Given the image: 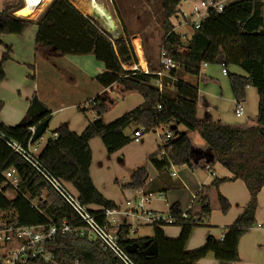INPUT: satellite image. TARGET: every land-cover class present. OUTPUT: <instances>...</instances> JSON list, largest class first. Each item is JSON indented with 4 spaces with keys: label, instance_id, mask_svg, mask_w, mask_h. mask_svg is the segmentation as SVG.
Masks as SVG:
<instances>
[{
    "label": "trees",
    "instance_id": "1",
    "mask_svg": "<svg viewBox=\"0 0 264 264\" xmlns=\"http://www.w3.org/2000/svg\"><path fill=\"white\" fill-rule=\"evenodd\" d=\"M182 1L161 0V51L174 63L175 68L161 77L160 90L154 85L159 58L152 68V59L147 57L146 73L140 67L135 70L124 69L125 66L138 63L124 25L123 36L111 39L69 0H51L35 21L10 15L13 10L15 13L23 8L19 0L6 1L0 10V35L21 36L38 21L35 23V54L44 48L61 56H93L104 67V72L95 77L100 87L117 85L125 92L137 93L142 98L139 106L109 124L104 123L103 117L115 101L107 103L98 97L94 98L89 103V110L94 112L95 119L88 122L80 134L59 124L55 129L57 137L47 140L36 152L35 157L41 167L63 184L69 185L79 202L88 208L100 224L105 221L102 211L116 208V205L105 199L93 185L89 174V141L98 138L105 152L108 155L114 154L132 142L129 136L123 134L130 124L142 129L143 133L165 127L169 123L185 128L186 132L181 134L171 131L174 132L172 139L148 157L158 177L167 174L170 166L191 168V141L187 133H196L211 152L213 162L231 174L229 180H241L244 183L249 201L232 225L222 232L223 239L209 235L204 245L194 251L185 252L184 246L191 229L209 221L213 208L209 194L214 196L215 205L222 213L229 209V204L218 192L219 185L228 179L214 178L208 187L196 194L184 213L174 205L169 208L168 216L174 225L180 227L177 238H166L162 228L156 226H152L153 234L149 238L132 236L126 224L112 228L119 246L125 252L134 243L144 247L155 243L154 255L126 252L133 264H198L199 260L206 257L237 262L240 239L256 227V197L264 186V0H239L224 6L221 12L208 11L199 27L192 29L186 45L170 21L179 14L178 6ZM3 48L4 52L0 56V83L5 79L3 64L10 59L12 52L10 46L3 45ZM219 55L223 57L224 67L235 66L245 73L242 76L226 70L234 101L244 102L247 87L255 89L258 101L256 126L253 129L197 119V81L201 68L203 65L217 64ZM185 76L194 81H185ZM28 78L33 79V76ZM157 106L160 107L158 110ZM2 108L3 103L0 101V112ZM49 118L50 112L47 110L42 116L13 127L0 123V200L3 207H6L5 210L0 207V222L16 220L27 226L47 222L55 225L62 222L72 225L79 223L74 211L39 172L7 144L13 141L27 147V128ZM162 150L165 154H162ZM11 169L15 170L19 179L16 191L4 179V173ZM147 179L146 169L138 167L131 172L128 182L120 185V189H143L145 195L156 193L150 187L146 189ZM7 191L13 194L11 200L3 197ZM166 191L164 189L162 192ZM31 202L36 204V209L30 207ZM23 205L37 211L43 221L39 222L24 210H19L18 207ZM20 212L22 217H28L31 221L27 223L19 219L17 214ZM47 247L57 264H123L115 255L104 251L97 241L84 237L57 234ZM27 264L43 263L32 261Z\"/></svg>",
    "mask_w": 264,
    "mask_h": 264
},
{
    "label": "crops",
    "instance_id": "2",
    "mask_svg": "<svg viewBox=\"0 0 264 264\" xmlns=\"http://www.w3.org/2000/svg\"><path fill=\"white\" fill-rule=\"evenodd\" d=\"M22 1L25 5L24 0ZM50 1L51 0H48L45 7ZM71 1L69 0V2L82 15L91 20L104 34L107 36L111 35L114 39L123 36V32L125 31L123 25L126 27L124 19L134 17L135 20L141 21L144 20V18H147L143 17L142 19L141 15L136 13L130 14L129 16L121 14L118 5H131L133 3L137 4V2L141 5L151 2V0H107L113 9V13H107L105 11V14L98 13L97 15L94 14L92 16L90 13L91 11L88 13L85 9L87 4H82L80 2L74 4ZM189 1H191L192 7L198 2V0ZM178 10V15L183 17L185 13L182 11L181 3L178 6ZM177 18H175V20H177ZM172 19L173 18L170 20L171 23ZM35 20L36 19H33L32 21ZM147 20L149 21L152 19L149 16ZM35 23L21 36L0 35V42L2 44L0 45V56L4 52L3 45L10 46L12 49L10 59L3 64L5 79L0 83V101L3 103V108L0 112V123L6 127H13L22 122L23 119L26 118V112L31 100L35 98V75L33 73L35 57L34 39L36 34ZM183 24L187 23L183 22ZM172 25L175 31L178 28V23H173ZM154 28L159 33L162 31L161 25L159 26L158 23ZM191 33L192 29L188 38ZM132 48H135V45H132ZM136 58L138 62L137 65L125 66L124 69L133 70L134 67H140L141 70L146 73L148 69L145 59L142 57L141 60L139 56ZM152 63L153 61H151L150 66L154 68L155 66ZM207 67L208 66L202 67L201 72L203 70L205 71ZM53 68H55L54 72H60L62 69L64 72L63 76L65 74L70 78L68 81L70 83L69 86L71 87L73 84L75 88L79 89V94L75 100H72L67 104L59 102L60 106L57 108H50L51 104L48 101H46L45 104L38 101L50 112L48 124L54 122L56 123V127L59 124H63L70 131L80 134L89 122V118L84 117L78 111L74 110L75 108L77 109L84 106H87L88 108V103L94 98L98 97L107 103L115 101V104L110 111L103 117L105 124L111 123L142 103V98L139 94L127 93L117 85H113L109 88L100 87L95 82V77L104 72V67L101 63L95 61L93 56H62L59 61H56ZM201 72L197 81V119L205 122L223 123V120L220 117L213 120L215 119L211 114L213 109L208 105V100L201 97V94L208 95L206 91L207 89H201V85L198 84V82L200 84L203 83V85L206 84L203 82ZM28 76H33V79L28 78ZM27 80L30 84L27 83ZM18 85H22V87H18ZM20 88L23 90H20ZM250 88L252 87H247L246 89L244 103L247 102V94ZM231 103L234 104L233 98L231 99ZM199 104H202V112L200 116L198 114ZM56 113H59L58 115L60 116L57 119L52 120L53 115ZM90 119H95V115H92ZM244 124V128L246 129H253L256 126H246L248 125L247 122H244L242 125ZM181 128L185 130L182 126H175L172 123H169L165 127L153 129L148 133H143L137 142L132 141L130 144L111 155H108L105 152V149L98 138L90 140L89 147L91 150V162L89 166V174L95 188L105 199L112 201L118 209H123L125 201L134 199L137 196L138 191L142 193L144 192L143 189L131 190L119 188L116 190L115 187L105 185L102 181L107 179L108 176L113 178L114 184L117 183L118 177H121L122 180L125 181L127 175L129 176L133 170L144 165L145 162L148 161V157L157 151L158 147L161 145L160 137L163 132L175 130L176 133H178ZM135 129H137V127L130 124L124 129L123 134L131 137ZM171 133L172 136H174V132ZM188 134L191 133H187V136L188 138L190 137L189 139L191 141V168L187 166H170L167 174L158 177V173L149 162L144 166L148 174L146 182V185H148L146 186V189L150 187L151 191H157L156 193L149 194L151 196L146 207L162 215H168L169 208L173 205L176 206L181 213H184L190 207L196 194L202 191L203 188L208 187L214 178L228 179L219 185L218 192L229 204V209L226 213H222L216 207L214 196L210 193L209 202L213 208L209 221L204 225L196 226L191 229L184 246L185 252H191L201 248L209 235L219 238V235L232 225L236 217L241 213L242 209L249 201V194L244 183L241 180H229L231 174L219 164L213 162L211 152L201 139L195 137L194 134L196 133H192L193 136ZM110 188L111 192L110 194H107L106 189L109 190ZM164 189H167V191L162 192ZM17 217L26 220L27 223L31 221L28 217H22L21 212L17 214ZM117 219L120 222L124 221L121 215H117ZM255 220L256 227L247 232L238 243L237 251L239 260L237 262H223L215 260L212 257H206L199 260L198 264H264V186L260 189L256 197ZM126 222L131 225L133 224L132 227L135 233L131 234L132 236L137 234V228L139 226L144 225L135 224L132 220ZM162 231L166 238L174 239L178 237L180 227L165 226L162 228ZM151 236L143 238H149Z\"/></svg>",
    "mask_w": 264,
    "mask_h": 264
},
{
    "label": "rangeland",
    "instance_id": "3",
    "mask_svg": "<svg viewBox=\"0 0 264 264\" xmlns=\"http://www.w3.org/2000/svg\"><path fill=\"white\" fill-rule=\"evenodd\" d=\"M8 0H0V10L4 7V3H6ZM239 0H224L223 5L226 6L228 4L237 2ZM20 5H23V8L16 11L13 10L10 12L11 16H16L21 19H29V16L32 17L31 20L37 19L38 16L43 12L44 10V4H42V0H38V2L33 5L32 7H29L28 5H24L22 0H19ZM25 2V1H24ZM74 4L77 2H80L82 4H89L90 5V13L93 16L94 14H105V11L107 13H113V9L111 8L109 2L107 0H72ZM42 4V5H41ZM95 4V5H94ZM182 5V11L185 13L186 17H194L192 16V4L191 1L185 0L181 2ZM20 6V7H21ZM42 6L41 10L37 12L39 7ZM95 6V7H94ZM101 6V7H100ZM121 14H126L129 16L130 14H140L142 19L143 17H151L152 20H147V18H144V20H135L134 17H130L129 19H124L125 25H126V31L129 35V40L131 45H135V48H133L135 56H139L140 59L143 57L146 61L147 57L152 59L153 65L156 66L157 60L159 58L160 52H161V42H162V31L159 33L157 30H155L154 26H157V23L160 26L161 19L163 17L162 10H161V0H151L150 3L141 4L139 2L133 3L131 5L123 4L118 5ZM95 8V9H94ZM83 9V8H82ZM97 9V10H96ZM17 10V9H16ZM37 10V11H36ZM98 12V13H97ZM14 13V15H13ZM145 13V14H144ZM91 16V19H92ZM178 17V18H177ZM177 20L175 18L172 19L173 23H178V28L175 30L177 31L181 37H182V43L186 45V42L188 40V36L191 32V26L189 24H183V22H186V20L177 15ZM197 22H200V19L194 18ZM31 22V21H30ZM34 23V22H32ZM145 26V27H144ZM143 27V28H142ZM134 34V35H133ZM133 35V36H132ZM111 39H114L113 36H109ZM61 55H58L54 53L52 50L48 49H40L34 57V84H35V98L40 102H43L45 104L46 101L50 102V108H57L59 105V102H63L64 104H67L71 102L72 100H75L76 97H78V91L79 89L75 88L72 84L71 87L69 86L70 83L68 82L70 78L68 75L63 76L62 69L60 72H54L55 68L53 66L55 65L56 61H59L61 59ZM142 60V59H141ZM222 55H219L218 57V63L214 65H208L206 70L201 72V75L203 76V82L206 83L203 85L198 82L199 85H201V89L206 88L208 95L201 94V97H204L208 100V105L211 107L212 117L215 118L213 120H216V118L220 117L224 124H228L231 126H243L245 127V124L242 125L244 122H247L248 125L246 126H255L256 125V113H257V95L254 88H250L248 91V97L247 102L242 103V117L237 118L235 114L233 113L234 110V104L231 103L232 95L230 88L228 86V79L227 75H224L221 73V70L225 68L227 72L234 73L238 75L245 76V73L240 70L239 68L235 66H228L223 67L222 66ZM148 69V67H147ZM58 71V69H57ZM185 81H194L193 78L185 76ZM200 80V79H199ZM27 83L30 84L27 80ZM18 87H22V85H18ZM20 90H23L20 88ZM19 90V91H20ZM205 90V89H204ZM80 106V105H79ZM198 114L201 115L202 112V104H199L198 106ZM74 111H78L81 115L84 117L89 118V122L93 121L94 119H90L94 112L89 110V103L88 108L85 107H79L75 108ZM93 112V113H92ZM92 113V114H91ZM59 113H56L53 115L52 120L57 119L60 115ZM58 126V125H57ZM56 123L51 122L48 124V127L46 128L45 132L41 136V138L36 142V148L40 149L43 144L49 140L53 139V134L55 132ZM186 132L183 128L180 129L178 134ZM190 136H193L192 133L188 134ZM197 139H200L196 134H194ZM190 138V137H189ZM32 150V149H31ZM148 161L145 162L147 164ZM142 165L140 167L145 166ZM129 176H126V180L123 181L122 178L118 177L117 183L114 184V180L111 176H108L107 179H105L104 182L105 185H111L115 187V189H119L120 185L125 184L128 182ZM66 187L73 192V189L66 185ZM107 194H110L111 188L108 190L106 189ZM3 197L6 200H11L13 198V194L10 191L6 192V195H3ZM0 207L5 210V208L2 205V201L0 200ZM19 210H24V212H27L29 215H31L34 218H37L39 222L43 221L40 218V215L35 210H30L28 208V205H23L18 207ZM16 211V210H11ZM18 212V211H17ZM15 212V213H17ZM40 219H39V218ZM137 234H135V237L143 238L147 236L152 235V227L151 226H139L137 228Z\"/></svg>",
    "mask_w": 264,
    "mask_h": 264
},
{
    "label": "built area",
    "instance_id": "4",
    "mask_svg": "<svg viewBox=\"0 0 264 264\" xmlns=\"http://www.w3.org/2000/svg\"><path fill=\"white\" fill-rule=\"evenodd\" d=\"M224 0H198L192 7V18L183 15L186 23L191 26L192 29H197L200 22L206 17L208 11L221 12L224 5ZM200 19L197 22L194 18ZM159 70L157 71V79L154 81V85L161 89V77L165 75L167 71L175 68L174 63L168 59L164 52H160L159 55ZM203 65L202 67H205ZM224 67V65L222 64ZM137 67H134L135 70ZM221 73L226 75V70L223 68ZM242 103L234 101V114L236 117H241ZM160 107L157 106V110ZM36 125L27 128L28 145L23 147L20 144L9 141L8 146L20 155L25 161H27L39 174L44 178L47 184L66 202V204L77 215L78 224H68L62 222L59 225L55 224H42V225H22L16 220H10L7 222H0V264H27L32 261H38L43 264H57L54 255L48 250V243H50L57 234H69L73 236H79L87 238L88 240L97 241L100 247L104 251H108L115 255L123 264H133L127 253L121 249L118 244L116 235L112 232V228L126 224L129 226L130 234H134L135 231L131 224L126 221L132 220L135 224H144L149 226H156L163 228L165 226H176L173 220L168 215H162L156 213L146 207L149 203L151 195H145L138 191L137 196L132 200H127L124 203L123 209L113 208L105 209L102 211L104 217V224H100L94 215H92L88 208L82 205L77 197L71 192L65 184L50 175L45 171L38 163L35 155L38 151L36 143H31V138L34 133ZM143 134L142 129H135L131 141L137 142ZM57 137V134H53V139ZM171 131L163 132L160 137V146L163 147L164 143L172 139ZM2 138V136H0ZM32 149V150H31ZM165 151L162 150V154ZM207 169V168H206ZM4 179L6 184L9 185L14 191L17 189L18 177L14 169L6 171L4 173ZM6 195V193H4ZM31 208L36 209L34 202L30 203ZM117 215L123 217V222L118 221ZM184 216V215H183ZM219 240L223 239V234L219 235Z\"/></svg>",
    "mask_w": 264,
    "mask_h": 264
},
{
    "label": "water",
    "instance_id": "5",
    "mask_svg": "<svg viewBox=\"0 0 264 264\" xmlns=\"http://www.w3.org/2000/svg\"><path fill=\"white\" fill-rule=\"evenodd\" d=\"M45 13V12H44ZM37 23V22H36ZM47 111V109H45L36 98H33L31 100V103L27 109L26 112V118L23 119L22 122L28 120V119H32L34 117H40L43 114H45ZM49 120L48 119H42L41 121H39L34 129V133L33 136L31 138V143L36 142L38 139L41 138V136L43 135V133L45 132L47 126H48ZM126 252L129 254H134V253H138L140 255L143 256H150V255H154L156 254V245L155 243L150 244L147 247H144L143 245L139 246L138 244L134 243L132 245H129L126 248Z\"/></svg>",
    "mask_w": 264,
    "mask_h": 264
},
{
    "label": "bare ground",
    "instance_id": "6",
    "mask_svg": "<svg viewBox=\"0 0 264 264\" xmlns=\"http://www.w3.org/2000/svg\"><path fill=\"white\" fill-rule=\"evenodd\" d=\"M25 4L28 5L29 7H32L33 5H35L38 0H24ZM41 1V0H40ZM48 2V0H42V4H44V6L46 5V3ZM41 4V5H42ZM95 5V4H94ZM95 7V6H94ZM101 7V6H100ZM42 6H40L37 12H39L41 10ZM86 11H88V13L90 12V5L87 3V5L85 6ZM95 9V8H94ZM97 10V9H96ZM98 13V12H97ZM107 15V14H106ZM32 17L29 16V19H31ZM108 20V19H107Z\"/></svg>",
    "mask_w": 264,
    "mask_h": 264
}]
</instances>
